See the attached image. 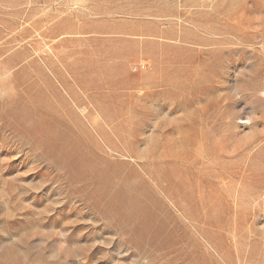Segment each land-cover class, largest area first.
I'll list each match as a JSON object with an SVG mask.
<instances>
[{
	"label": "rangeland",
	"instance_id": "374dc122",
	"mask_svg": "<svg viewBox=\"0 0 264 264\" xmlns=\"http://www.w3.org/2000/svg\"><path fill=\"white\" fill-rule=\"evenodd\" d=\"M0 264H264V0H0Z\"/></svg>",
	"mask_w": 264,
	"mask_h": 264
}]
</instances>
